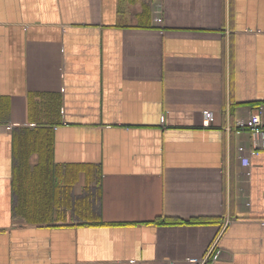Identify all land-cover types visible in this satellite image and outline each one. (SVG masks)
<instances>
[{
	"label": "crops",
	"instance_id": "0c3cea01",
	"mask_svg": "<svg viewBox=\"0 0 264 264\" xmlns=\"http://www.w3.org/2000/svg\"><path fill=\"white\" fill-rule=\"evenodd\" d=\"M260 107L264 0H0V264H264V140L235 128ZM24 137L70 197L47 223Z\"/></svg>",
	"mask_w": 264,
	"mask_h": 264
},
{
	"label": "trees",
	"instance_id": "16d2710c",
	"mask_svg": "<svg viewBox=\"0 0 264 264\" xmlns=\"http://www.w3.org/2000/svg\"><path fill=\"white\" fill-rule=\"evenodd\" d=\"M25 139L26 137L22 139V144L18 154L19 174L17 192L20 205L22 207V210L24 211V213H22L21 215L23 216L26 222L47 223L50 222L54 216V214H49L51 204H57L62 201L69 203L70 197L68 192L66 191L64 198H58L59 194L56 191L58 187V180L56 177H54L55 169L51 164L49 148L48 146H45V144H43V140L40 142L39 145L44 146V148H41V146H39V148L34 147L37 150H40L39 156H41V161L38 165H36L35 170L33 172L29 170L30 150L28 149L27 144L24 143ZM71 169L73 170V167ZM45 176L46 178H44ZM48 180L51 184L50 187L47 186ZM89 195L86 198L83 197L82 200L81 198H77L75 200L77 205L79 203L83 205V203L85 202V204L81 207L84 211L86 209H91V205L89 203ZM58 200L59 202H55ZM78 207L79 206H77V208ZM85 213L93 214L92 212ZM78 215L86 217L84 212H78ZM60 217L61 216H59V214H55V218L59 219ZM85 220H87V218ZM98 221H100V217H98L97 222ZM153 222L174 223L179 222V220H167L157 217L155 218V220H153Z\"/></svg>",
	"mask_w": 264,
	"mask_h": 264
},
{
	"label": "built area",
	"instance_id": "2783aa9c",
	"mask_svg": "<svg viewBox=\"0 0 264 264\" xmlns=\"http://www.w3.org/2000/svg\"><path fill=\"white\" fill-rule=\"evenodd\" d=\"M264 113L263 107H260L258 112L251 114L248 118H239L236 121L235 128L237 130L240 129H247L250 131V133L254 136V140L262 141L264 140V122L261 119V114ZM213 113L209 110L203 111V124L205 126H208L210 124V121L212 119ZM244 148L243 146H239L238 150L242 151ZM257 151L251 149L249 154H255ZM250 156V155H249ZM247 157H241V164L243 165H249L250 164V158ZM220 257V250L217 248V246L214 244L211 246L209 251L205 254V256L200 260L199 264H215V262Z\"/></svg>",
	"mask_w": 264,
	"mask_h": 264
}]
</instances>
